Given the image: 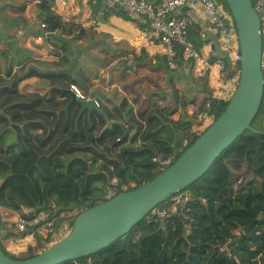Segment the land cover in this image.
<instances>
[{
	"label": "trees",
	"instance_id": "1",
	"mask_svg": "<svg viewBox=\"0 0 264 264\" xmlns=\"http://www.w3.org/2000/svg\"><path fill=\"white\" fill-rule=\"evenodd\" d=\"M218 1L230 11L225 0ZM51 6L48 0L39 5L46 26L39 36L61 30L80 39L83 29L66 24ZM55 38L51 54L64 55L59 63L49 65L61 68L59 71L26 70L30 58L18 65L20 71L14 72V62L9 59L6 69L0 70V207L19 214L27 208L36 213L47 210L56 217L76 209L80 215L107 201L114 179L129 185L130 191L138 189L162 173L155 158L178 160L230 103L211 96L201 79L207 96L201 104H194L191 116L172 86L165 93H150L141 113L135 112L126 97L112 105L99 102V110L82 112L80 102L72 103L71 89L82 90L83 86L73 69H65L71 44L62 36ZM178 51L180 64L182 50ZM164 62L168 70L175 71L166 56ZM237 69L240 72V62ZM35 77L46 79L48 90L43 96H26L20 85ZM86 90L82 91L87 94ZM170 99L181 104L179 120L174 118L179 109L165 103ZM201 114L213 123L198 133L193 127ZM252 128L259 133L247 131L186 190L195 202L183 213H169L152 222L150 213L107 249L63 264L88 260L91 264H264V99ZM170 203L157 208H167ZM3 227L7 223L0 216V232ZM235 230L240 236L233 235ZM34 236L41 246V235ZM223 247L225 252H221ZM0 248L7 254L1 240Z\"/></svg>",
	"mask_w": 264,
	"mask_h": 264
},
{
	"label": "crops",
	"instance_id": "2",
	"mask_svg": "<svg viewBox=\"0 0 264 264\" xmlns=\"http://www.w3.org/2000/svg\"><path fill=\"white\" fill-rule=\"evenodd\" d=\"M36 0H0V42L2 45L7 46L8 49H12L15 57L18 58L17 66L23 61L30 58V66L28 68L40 69L46 73H52L59 71L61 68H54L49 63H54L61 60L64 53L52 55V43H54L55 37L61 36L58 31L45 38L43 41L38 42L39 35H44L40 25L44 22V16L41 14L39 5L35 3ZM43 1V0H41ZM52 4L51 9L56 15H59L63 21L68 25H75L81 27L84 34L80 38V42L69 41L71 44V52L66 54L69 56V66L66 68L73 69L76 72V76L81 81V85L85 87L87 83L86 75L88 72L101 71L102 82L105 85L98 83L99 76L89 77V80H93L95 83V89L101 88L102 93L96 92L91 95L99 102L110 105V103H117L124 97L131 100L132 97H128L133 94V84L136 83V87L141 90L143 98L142 103L145 101L146 105L149 103V94L168 92L172 86L175 90H178L176 94L185 105L190 103L193 107L202 103V98L207 94L202 86L207 83V89L211 96L224 100H231L235 94L239 75H238V63L236 62V55L234 53L226 52L222 49L218 32L214 29L212 24L207 19L205 11L202 6H197L194 9L184 8L180 11L179 16L190 18L193 22L189 29V34L195 48L199 53L205 57L210 65L208 70H205L202 66L196 64L195 61L187 59L181 54L177 69L171 72L166 68L167 64L164 62L165 50L162 46L152 44L144 37L143 32L146 30V23L143 19L138 18L136 15L131 14L128 11H116L113 13L105 12L104 0H48ZM160 2L161 0H154ZM66 33V32H64ZM201 34H205L206 38ZM72 35V34H70ZM75 38V37H74ZM58 41V40H57ZM51 42V43H50ZM86 44L89 49L99 48L97 52L111 57L112 63L122 65V71L118 79L110 81V69L111 64H106L105 68H96L94 65H90L88 62L82 67L78 60L74 59L75 54L81 49H75L77 45ZM79 48V47H78ZM0 49H4L1 48ZM11 52L3 51L0 56L4 59L1 61L0 57V70L4 71L7 66V60L11 59ZM77 58V57H76ZM222 59L225 63V68L220 69L216 62ZM72 60L76 61L73 62ZM41 62L47 63L49 67L40 68ZM73 65V66H72ZM80 66L82 72L76 71V66ZM117 68V67H116ZM103 69H107L104 72ZM120 68H117L118 71ZM137 71L136 77L133 75ZM14 72L16 70L14 69ZM171 72V73H170ZM118 73V72H117ZM135 76V75H134ZM115 77V74H114ZM93 78V79H92ZM95 78V79H94ZM31 79L40 80L46 82L48 87L49 82L46 79L35 77ZM205 79V82L201 81ZM153 83L151 87H145L147 84ZM91 88V87H90ZM181 88L183 89L181 91ZM89 89V88H88ZM171 89V88H170ZM195 91L196 93L200 89L199 93H202V98L190 97L191 99L184 98V93ZM146 90L145 93L143 91ZM159 91V92H158ZM114 92V96L118 100H112L108 97L109 93ZM113 95H111L112 97ZM195 96V94H194ZM114 97V98H115ZM111 100V101H110ZM107 102H110L107 104ZM193 102V103H192ZM181 110V104H175ZM190 106V105H189ZM194 112V111H193ZM178 113V114H179ZM201 120L209 119L204 114H201ZM177 114L175 115V120ZM207 117L206 119H204ZM199 121V123H200ZM208 121V120H207ZM196 125L193 127V131L196 130ZM12 213L14 219L17 218L19 213L0 207V215L5 216ZM42 234V232H41ZM34 234H31L33 239Z\"/></svg>",
	"mask_w": 264,
	"mask_h": 264
},
{
	"label": "water",
	"instance_id": "3",
	"mask_svg": "<svg viewBox=\"0 0 264 264\" xmlns=\"http://www.w3.org/2000/svg\"><path fill=\"white\" fill-rule=\"evenodd\" d=\"M241 54L238 85L225 112L167 170L142 187L120 193L77 216L71 232L37 256L16 260L0 248V264H63L88 258L128 235L152 211L200 180L230 146L252 128L264 99L261 21L251 0H225ZM83 111L99 110L79 100ZM110 125V124H109Z\"/></svg>",
	"mask_w": 264,
	"mask_h": 264
},
{
	"label": "built area",
	"instance_id": "4",
	"mask_svg": "<svg viewBox=\"0 0 264 264\" xmlns=\"http://www.w3.org/2000/svg\"><path fill=\"white\" fill-rule=\"evenodd\" d=\"M251 1L261 21L263 40L262 70L264 74V0ZM35 3L40 5L42 1L36 0ZM104 4L105 12L113 13L125 10L141 17L146 23V30L143 32L144 37L148 42L164 48L167 63L171 69H177L178 49L180 48L185 58L195 61L197 65L208 70L211 64L195 48L189 34V29L193 22L190 18L179 16L182 9H194L200 5L203 7L207 19L218 32L222 49L226 52L234 53L237 63L241 61L236 24L230 12L227 13L224 6L218 3L217 0H161L160 2L154 0H104ZM40 27L46 28L43 23H41ZM47 36H50V34L45 33V36L38 37L37 41L41 42ZM201 36L206 38L205 34H201ZM216 64L220 69L225 68V63L222 59H219ZM71 91L79 100L89 101L92 99L77 86H72ZM94 101L99 106L97 100ZM153 161L157 163L158 171L163 172L177 160L175 157H170L168 159L155 158ZM112 183L114 188L109 189L107 192L105 197L107 201L120 193L129 192L131 189L129 185H120L117 179H114ZM170 200L171 203L167 208H156L152 211L149 217L150 222L164 219L169 213H178L180 211L183 213L184 209H187L191 203L195 202V197L191 192L183 191ZM53 215L52 211L45 210L36 213L34 209L27 208L23 210L22 214L17 215L14 227L18 233L30 232L34 234L41 225H45L47 229L52 231L56 224V216L54 215L53 217ZM233 235L235 237L240 236V231L235 230ZM225 250V247L221 248V252H225ZM78 264H91V261L88 260L85 263L80 262Z\"/></svg>",
	"mask_w": 264,
	"mask_h": 264
},
{
	"label": "rangeland",
	"instance_id": "5",
	"mask_svg": "<svg viewBox=\"0 0 264 264\" xmlns=\"http://www.w3.org/2000/svg\"><path fill=\"white\" fill-rule=\"evenodd\" d=\"M218 1V0H217ZM218 3H220L218 1ZM222 4V3H220ZM226 10L227 13L231 11H229L224 4H222ZM232 15V14H231ZM138 17V16H137ZM140 19H142L141 17H138ZM64 22H67L66 20H64ZM58 32V31H57ZM62 37L66 38V39H70L69 41L73 42H80V39L74 38V35H70V32L64 33L60 30L59 33ZM2 42V41H1ZM0 42V47L4 48L3 50L0 49V54L3 51L7 52H11V59H13L12 62H14V69L17 71H20L21 68L19 66H17V62L16 60H14V53L12 52V49H8V47H11V45H7L4 46L2 45ZM87 44V43H86ZM86 44H81L79 43V45H77L76 47L74 46L75 49H81V51H78L77 54H75L74 59L78 60L79 63L81 64V66L83 67L85 63H89L90 65H94V67L96 68H105L103 67L106 64H111L110 69H108V73L110 74V81H115V79H118L119 75H120V71H122V65L118 66V64L112 63V59L111 57H108L105 54H102L101 51L97 52L99 48H95V49H89L88 45ZM79 47V48H78ZM1 57V56H0ZM4 59L1 57V61H3ZM7 60V59H6ZM73 62H76L74 60H72ZM24 62V61H23ZM42 63V62H41ZM73 66V65H72ZM120 68L118 71L116 70L117 68ZM20 68V69H19ZM42 68V65L41 67ZM80 66H76V71L77 72H82V70H80ZM26 70H28V67L26 68ZM104 72H106L107 69H103ZM118 72V73H117ZM239 72V71H237ZM115 74V77H114ZM101 71L97 70L95 72H88V74L86 75L87 79V83L85 84V87L82 88V90H86L88 91V96H90L91 100H96L91 93L95 94L96 92L98 93H102L101 92V88L97 87L96 89L95 87V83L93 82V80H89V77L91 79V77H95V76H99V79H95L98 81V83H101L102 78H101ZM135 75V76H134ZM133 75V78L136 77L137 75V71H135ZM238 75L240 76V72L238 73ZM93 79V78H92ZM105 82H102V85L104 86ZM136 83H134L133 86V94L129 95L128 97H133L131 98L132 102H135V100L137 101L138 99L140 100L138 104H135L136 107V112L137 113H141L144 112L148 106V104L146 105L145 101L142 103L141 99L143 98L142 94L140 93L141 90H139L136 86ZM151 85H154L153 83H149L147 84L145 87H151ZM91 87V88H90ZM89 88V89H88ZM20 90L23 94H25L26 96H43L44 94H46L48 87H46V82H41L40 80H36V79H28L26 81H24L21 85H20ZM183 89L181 88V91ZM200 89L198 90V92L196 93L195 91L192 92H188V89H186V93H184L183 97L188 99V101L191 99L190 97H199L202 98V93H199ZM146 90L143 91V93H145ZM159 92V91H158ZM165 93V92H163ZM97 94V93H96ZM195 94V96H194ZM111 95H113L111 97ZM164 95V94H163ZM108 97L110 99H114V100H118L117 96H114V92L109 93ZM115 97V98H114ZM111 101V100H110ZM203 101V98L202 100ZM159 103H161L162 101H158ZM110 102H107V104H109ZM118 103V102H117ZM167 104V106H170L171 108H177V106H175V103L172 99H170L169 101L165 102ZM110 105H112V103H110ZM190 105V106H189ZM196 109V106H192L190 103H188L186 111L188 112V114L191 116L193 114V111ZM182 113V112H181ZM181 117L180 113L177 114L176 119H179ZM202 115L199 116V120H197L196 123V130L198 133H200L201 131L203 132L207 127H209L213 122V120L211 118L206 119L207 117H205L203 121L201 120ZM208 120V121H207ZM200 121V123H199ZM194 130V129H193ZM102 202H99L98 204H100ZM1 218L3 219V216L0 215ZM78 216V210H73L70 212H65L62 213L61 215L56 217V225L55 227L52 229V231H50V229H47V227L45 225L39 227V229H37V231L35 232L36 234H40L43 241H42V245L41 246H37L36 244V240H35V236L33 237V239L31 238V233L27 232V233H18L14 227V221L15 219L13 218L14 215L12 213H10L9 215L5 216V223H7V227H3V229L0 232V240L2 245L5 247V249L7 250V255L13 259L16 260H26L24 258L30 256L31 254H40L43 251H45V248L48 249L49 247L53 246L54 244H56L57 242H59L60 240L64 239L72 230V221L77 218ZM3 221V220H2ZM4 222V221H3ZM42 232V234H41ZM6 234H10L11 237L5 239L4 236ZM51 234V235H50ZM50 235V236H49ZM46 239H49L48 241ZM30 259V258H28Z\"/></svg>",
	"mask_w": 264,
	"mask_h": 264
},
{
	"label": "clouds",
	"instance_id": "6",
	"mask_svg": "<svg viewBox=\"0 0 264 264\" xmlns=\"http://www.w3.org/2000/svg\"><path fill=\"white\" fill-rule=\"evenodd\" d=\"M98 102V101H97ZM99 104V103H98Z\"/></svg>",
	"mask_w": 264,
	"mask_h": 264
}]
</instances>
